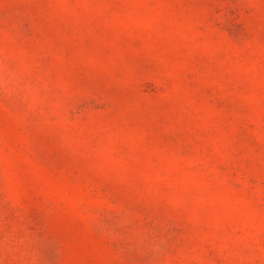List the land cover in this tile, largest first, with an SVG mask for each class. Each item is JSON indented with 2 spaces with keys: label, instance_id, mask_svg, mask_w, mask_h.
<instances>
[{
  "label": "rangeland",
  "instance_id": "obj_1",
  "mask_svg": "<svg viewBox=\"0 0 264 264\" xmlns=\"http://www.w3.org/2000/svg\"><path fill=\"white\" fill-rule=\"evenodd\" d=\"M0 264H264V0H0Z\"/></svg>",
  "mask_w": 264,
  "mask_h": 264
}]
</instances>
